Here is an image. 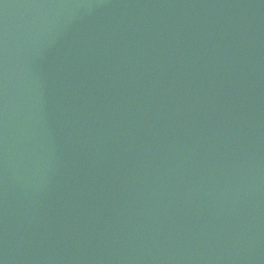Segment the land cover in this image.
I'll use <instances>...</instances> for the list:
<instances>
[{
	"label": "water",
	"instance_id": "water-1",
	"mask_svg": "<svg viewBox=\"0 0 264 264\" xmlns=\"http://www.w3.org/2000/svg\"><path fill=\"white\" fill-rule=\"evenodd\" d=\"M0 264H264V0H0Z\"/></svg>",
	"mask_w": 264,
	"mask_h": 264
}]
</instances>
